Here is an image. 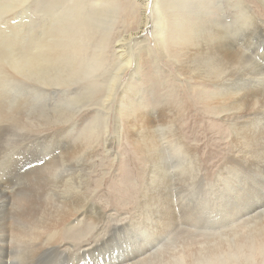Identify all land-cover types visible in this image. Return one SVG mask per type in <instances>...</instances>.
<instances>
[{
	"label": "rangeland",
	"instance_id": "1",
	"mask_svg": "<svg viewBox=\"0 0 264 264\" xmlns=\"http://www.w3.org/2000/svg\"><path fill=\"white\" fill-rule=\"evenodd\" d=\"M23 2L0 0V198L6 202L0 216L14 228L7 264H40L47 256L48 264H105L113 256L115 264H174L170 260L188 248L195 255L228 248L233 255L223 264H264V248L250 253L239 244L250 232L264 231V75L252 78L264 69V0H67L84 4L81 16L95 15V25L77 38V61L84 63L77 66L85 73L74 79L60 42L54 63L37 68L29 62L50 51L64 0H26V9ZM221 84L259 89L246 103L260 115L258 131L242 123L233 134L217 98ZM127 104H140L141 111L148 106L158 130L173 118L194 149L198 183L178 190L172 182L170 192L178 224L200 233L175 228L167 234L160 221L148 222V169L136 139L147 130L130 121L135 114ZM62 122L75 125L59 129L49 143L35 140ZM233 153L242 161L224 167ZM242 166L250 178L232 174ZM177 175L190 172L181 166ZM8 177L14 182L4 188ZM246 179L257 185L255 192ZM243 190L250 192L245 198ZM254 203L262 206L245 215ZM39 236L70 244L54 246L56 253L28 252ZM132 238L140 240L133 252L126 243ZM156 245L163 246L154 252Z\"/></svg>",
	"mask_w": 264,
	"mask_h": 264
},
{
	"label": "bare ground",
	"instance_id": "2",
	"mask_svg": "<svg viewBox=\"0 0 264 264\" xmlns=\"http://www.w3.org/2000/svg\"><path fill=\"white\" fill-rule=\"evenodd\" d=\"M23 4H24L23 5L24 8L26 9L27 8L26 0H24ZM73 5L74 4L68 5L67 0H64V3H60V5H58L59 12L56 16V19H57L58 25H60L61 28H56L53 31L54 35L52 37V43H50V45H51L50 51L47 53V50H46L45 51L46 54L43 57L35 58L33 60H30L29 62H35L37 64V66H36L37 68L42 67V66L47 67L49 64L54 63L57 60V57L55 54V48L57 47V45L60 42L61 44H64L65 48H66L67 53L64 55V58L65 59L70 58L71 66H70L69 70H70V74L74 75L73 76V79H74L75 77L79 76L81 73H85V70L83 69V67H78V66H82L84 63H82L83 60H81L82 62L77 61V58L80 55V51L77 49L80 42L77 41V38L80 36L82 38H84L87 30L90 28V25L94 24L92 22L95 21V15L93 14V12H91L90 14L87 13L88 15H86V16H81L80 13L82 12L84 4L77 2L76 7H74ZM7 6H11V2H9V4H7ZM7 6H5V8H7ZM97 14H98V12H97ZM97 21H98V18H97ZM143 22H145V18H144ZM141 27H143V26H141ZM59 35L62 36L61 39H58ZM102 42H101V44H102ZM128 63H129V61L126 60L125 64L127 65ZM123 66L124 65L119 66L118 70L120 71L123 68ZM260 74L264 75V69H261L260 72L253 74L254 76L252 78H260L262 76ZM90 76L92 77L93 74H91ZM240 77L238 79H240ZM68 81H69V78H68ZM63 82H65V80H63ZM217 82H219V81H217ZM242 88H243L242 85H237V84H235L231 87H228L226 85L221 84L219 86L220 94L217 95L218 101H221L225 105V109H227L226 114H225V119L229 120L231 122V124L233 126V130H234L233 131L234 135L240 131L242 123H251V125L255 128L254 130H256V131H258L262 126L260 123V115L258 113H255V112H250L246 106V103L249 102L253 98V96L255 97L257 94H259V92H260L259 89L256 91H253V90L247 91L246 89H242ZM113 89H114L113 86L111 88H109L110 93H108V96H110V100H111L112 95H113V93H112ZM230 89H231V91H229L230 96L228 98L222 97V94L225 91L230 90ZM121 101H123V98ZM141 104H142V102H141ZM139 105L140 104L135 105V106H131L130 104H127L126 107H128L130 109V112L135 114V116L132 117L130 119V121L136 122L139 127L145 128L147 130V131L141 133V135H140L141 140L139 138H136V139H137L139 145H142V147L140 149L144 151V156H145L144 159H145V163H146V166L148 169L146 171L147 178H146L145 191L143 192V194H144L143 208H145L147 211H150V214H151V216L148 217V222L152 223L154 221H156V222L160 221L159 224L161 226L165 225L167 228H169L167 231V234L170 233L169 231H172L175 228L184 230L185 232H187L189 234V236L194 235V234H198V233H200V231L190 230V229L184 228L185 226L181 227L178 224V221L175 218L174 208H173L174 204L172 205L173 200H172V196H171V192H170L172 182H174V187L177 189L180 188V186H185L186 188H188L187 186L190 185V187H192L191 186L192 184H194L195 182L198 183V181H195L196 176L198 177V174H199V173L197 174L199 168H196V163H195L196 157H195L194 149H192L191 146L188 145L189 143L188 144L185 143L186 141H184L183 138L181 137L180 129H179V127H177V124L175 123V120L173 118L166 121V125L160 126L163 128V129L160 128L161 130L152 128L151 126H152L153 122L155 121L152 118L153 114H151L147 110L146 107H148V106H145V105H141V107L144 108L145 110H143V111L139 110L138 109ZM104 107H106V106L103 105L102 108H104ZM123 108H124V105L120 106V111ZM160 112H162L165 119L170 117L169 115L166 114V112H164V110H161ZM169 112L171 114H174L173 111L169 110ZM121 119H122V117H121ZM156 119H157V117H156ZM163 119L164 118H162V116H161L158 118V121L162 122ZM154 124H153V127H154ZM74 125H75L74 122H65V123L62 122V124L61 123H60V125L58 124L55 129L51 128L50 131L38 133L35 136V140H40V141H44V142H45V140H48V142L47 141L46 142L49 143V141H51V139H53L55 137V133L56 134L59 133V129L65 130L66 128H68L70 126H72V128H73ZM145 136L150 137L151 138L150 141L143 140V138H145ZM155 138H156V140H155ZM37 142L39 143V141H37ZM165 150H167V152ZM244 151H245V153L248 154V151L246 149L242 150V152H244ZM249 153H250V151H249ZM240 156L242 157V159H244L243 157L246 156V154L244 155L242 153V155H240ZM240 156H238L237 153H233L230 156H228L225 160L224 167L227 168V165H232V164L240 161L241 160ZM170 162H171V166H169ZM238 165H241V163ZM181 166L187 168L188 171L190 172V175L188 177L182 178V179L180 177H178L177 171L180 169ZM172 169H173L174 173L172 174L173 177L171 178L170 171ZM235 171H236V173H232V174H238L237 176H239L240 178H242V176L245 178L246 177L250 178L249 177L250 169L248 167L242 166L239 169H236ZM251 176L253 177V175H251ZM261 177H263V176H261ZM8 179H9L8 182L2 181L4 188L7 187L8 185L13 184V182H14V181H12L11 177H8ZM241 182H243V181H241ZM253 183H254L253 181L248 180V179H246V181H245V184H249V186H251L253 188L252 191L254 190V192H255V187L257 185L255 183L254 184ZM241 185H243V184H241ZM258 185H259V183H258ZM241 188H242V186H241ZM194 189H197V188H194ZM247 190L249 191L248 187H247ZM211 191H213V190H211ZM248 191L246 192V190L245 191L243 190L241 192V197L242 198L247 197L246 194L250 193V192L248 193ZM178 192H181V191H178ZM203 194H204V192H203ZM1 195H2V191L0 190V197H1ZM177 195H179V194H177V192H176V198H177ZM201 199L203 200L204 198H201ZM262 202L264 205V201H262ZM257 203L251 204V206L245 210V215H249V213L251 211H253V210L255 211L260 206H262L261 203L260 204H257ZM181 205H184V204H181ZM5 206H6V202L0 198V212L2 211V209L4 210ZM176 207H178V206H176ZM185 208H187V207H185ZM176 211L177 210L175 209V212ZM204 211L206 212V210H204ZM80 214L81 213L79 212L75 216H78ZM193 214H195V212ZM210 214H212V213H210ZM205 215H206V213H205ZM179 216H180V213H179ZM253 216H254V214L253 215L251 214V218L248 217L247 220L253 219L254 218ZM183 219L185 220V218H183ZM187 220H189V219H187ZM190 223H191V221H190ZM203 223H204V221H203ZM188 226H190V225H188ZM13 231H14V228L6 221V219L4 217L0 216V264H7L6 257H8V255H9V257H11L12 246H13V245H11V239L14 236V234H12ZM164 234H166V233L162 232V235L160 236V238ZM33 237L34 236L32 235V238ZM134 239L135 238H132L129 242H126L128 244V247H131L132 249L136 248V246L140 242V240L135 241ZM29 241H31V240H29ZM60 242L61 241H50V240L43 238L42 236H39L37 238L35 237L30 243V247H29L28 252L33 251V252H39L40 253V252H43L45 249H48V250H52L53 253H56L58 250H56L54 246L62 245L59 248L61 250V249L65 248L66 246H69V244H70V243L61 244L62 242L61 243ZM239 244L241 246L240 248L247 247L246 250L250 253L255 251L256 249H259V251H261L264 248V231H263V229L261 228V230H256L254 232H250V234H248V236H247V240H245ZM154 245H155V243L151 244V246H154ZM162 246L163 245H160L158 247V245H156L155 249H153V251L154 252L158 251V249ZM181 246H183V245H181ZM231 248L233 250H236V248L233 246ZM10 250H11V253L9 254L8 252ZM13 250H14V248H13ZM136 250L137 249H134L131 252L136 251ZM180 251H181V255L176 256L173 259H171V255H170V259H171L170 263L174 262V264H192V262L187 263V262H190L191 260L185 262L187 260V258L193 259V258H195L196 255H199L198 257H196V260H193V264H223V261L225 259H228L229 257H231L233 255V254H226V252L228 251V248H225L223 250H220L219 248H214V249H211L210 252L204 251L203 253L200 251L199 254H196V255L194 252L191 251L190 248H188L187 250L180 249ZM64 253H66V252H64ZM58 254H59V252H58ZM240 254L242 255L243 253L241 252ZM111 255H113V254H111ZM136 255H138V253H135L132 256H136ZM113 258L116 260V258L114 256H113ZM129 258H131V257H129ZM167 259H169V255H168ZM48 260H49V257L47 256L46 260L40 264H48ZM115 260L108 258V262L105 264H115V262H116ZM141 260H139L138 263ZM129 264H133V263L131 262ZM140 264H153V262L150 259H145L142 262H140ZM159 264H161V263H159Z\"/></svg>",
	"mask_w": 264,
	"mask_h": 264
}]
</instances>
